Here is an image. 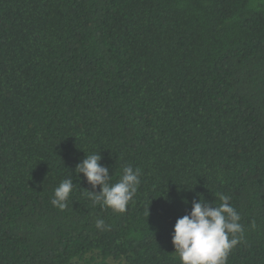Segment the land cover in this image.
I'll return each instance as SVG.
<instances>
[{
	"label": "trees",
	"instance_id": "1",
	"mask_svg": "<svg viewBox=\"0 0 264 264\" xmlns=\"http://www.w3.org/2000/svg\"><path fill=\"white\" fill-rule=\"evenodd\" d=\"M94 153L140 169L126 212L83 191ZM197 194L264 264V0H0V264H180Z\"/></svg>",
	"mask_w": 264,
	"mask_h": 264
},
{
	"label": "clouds",
	"instance_id": "2",
	"mask_svg": "<svg viewBox=\"0 0 264 264\" xmlns=\"http://www.w3.org/2000/svg\"><path fill=\"white\" fill-rule=\"evenodd\" d=\"M101 161L100 153H94L85 155L77 164L75 172L83 175L91 189L83 191L94 204L99 203L115 213H124L140 185V169L125 166L119 180L111 183L109 168ZM75 187L71 177L62 180L54 190L52 205L65 209ZM97 187L100 189L98 193ZM197 195L198 199L192 201L190 214L177 219L174 225V253L180 264H227L229 254L243 239L241 216L226 195L220 196L219 205ZM95 224L97 229L107 230L103 219H97Z\"/></svg>",
	"mask_w": 264,
	"mask_h": 264
},
{
	"label": "rangeland",
	"instance_id": "3",
	"mask_svg": "<svg viewBox=\"0 0 264 264\" xmlns=\"http://www.w3.org/2000/svg\"><path fill=\"white\" fill-rule=\"evenodd\" d=\"M110 264H117V263H114V262L110 261Z\"/></svg>",
	"mask_w": 264,
	"mask_h": 264
}]
</instances>
